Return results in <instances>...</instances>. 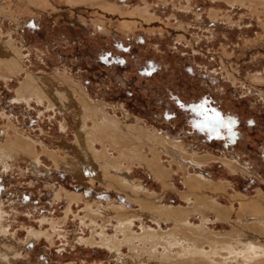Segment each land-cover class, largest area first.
<instances>
[{"label": "rangeland", "instance_id": "374dc122", "mask_svg": "<svg viewBox=\"0 0 264 264\" xmlns=\"http://www.w3.org/2000/svg\"><path fill=\"white\" fill-rule=\"evenodd\" d=\"M1 43L17 48L22 67L17 78L0 69V144L17 146L12 158L0 151V264H125L100 244L116 220L92 223L89 205L117 201L138 211L152 194L187 205L183 172L167 154L159 160L165 189L131 166L141 202L55 165L65 157L62 142L75 141L77 109L61 111L49 97L16 100L28 75L57 73L58 86L70 85L76 98L104 105L110 117L124 110L191 150L204 175L225 184L221 206L236 190L242 199L264 195V0H0ZM214 221V232L231 229ZM121 250L130 254L126 244Z\"/></svg>", "mask_w": 264, "mask_h": 264}, {"label": "bare ground", "instance_id": "6f19581e", "mask_svg": "<svg viewBox=\"0 0 264 264\" xmlns=\"http://www.w3.org/2000/svg\"><path fill=\"white\" fill-rule=\"evenodd\" d=\"M16 49L10 44L0 45V69L9 73L5 75L7 78H17L22 67ZM56 76L57 73L53 76L45 73L28 75L17 90L16 97V100L26 102L33 97L40 101L49 97L61 111H67L71 106L77 109L75 141L72 144L62 142L65 157L55 160V165L80 180L88 183L98 181L108 189L125 193L128 199L141 202L139 196L144 193L140 191V185L131 179L129 170L133 165L144 167L150 177L159 179L165 189L168 183L159 163L163 153L179 165L188 186V192L181 195L186 207L167 206L156 194H144L150 201H143L138 211L127 210L117 201L95 210L89 205L84 217L92 223L100 218L106 225L111 219L117 222L113 236L102 233L100 238V244L107 247L112 256L125 264H143V259L146 264H264V195L261 192L258 191L252 198L242 199L236 190L230 196L228 205L221 206L218 201L221 196H227L226 186L204 175L200 167L204 161L198 155L179 142L151 130L139 118L128 116L124 110L121 111V119L110 117L104 105L91 103L82 93H77L76 98V89L68 84L58 86ZM52 104L50 107H54ZM65 127V124L62 125L63 129ZM97 146L101 147V151L97 150ZM16 148L14 141L0 144V151L9 158H12ZM110 149L117 153L116 159L113 154L108 155ZM236 162L229 161L228 168L242 172ZM211 214L215 224L224 223L231 229L214 232L210 228L214 225ZM144 216L157 224L158 229L146 226ZM192 217L197 218L198 223ZM136 219L141 222L139 234L132 226ZM162 223L171 225V228L163 230ZM123 244L130 252L126 257L122 256Z\"/></svg>", "mask_w": 264, "mask_h": 264}, {"label": "snow or ice", "instance_id": "6c2138e0", "mask_svg": "<svg viewBox=\"0 0 264 264\" xmlns=\"http://www.w3.org/2000/svg\"><path fill=\"white\" fill-rule=\"evenodd\" d=\"M221 123H222V122H220L218 118H214V126H215L216 124H221Z\"/></svg>", "mask_w": 264, "mask_h": 264}]
</instances>
